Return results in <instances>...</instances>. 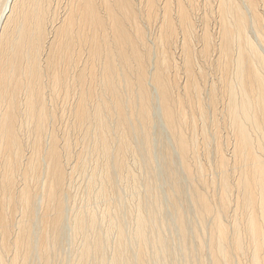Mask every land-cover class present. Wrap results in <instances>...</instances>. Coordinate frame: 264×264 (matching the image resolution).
Returning <instances> with one entry per match:
<instances>
[{"label": "bare ground", "instance_id": "obj_1", "mask_svg": "<svg viewBox=\"0 0 264 264\" xmlns=\"http://www.w3.org/2000/svg\"><path fill=\"white\" fill-rule=\"evenodd\" d=\"M0 264H264V0H0Z\"/></svg>", "mask_w": 264, "mask_h": 264}, {"label": "rangeland", "instance_id": "obj_2", "mask_svg": "<svg viewBox=\"0 0 264 264\" xmlns=\"http://www.w3.org/2000/svg\"><path fill=\"white\" fill-rule=\"evenodd\" d=\"M214 12H215V10H212L210 12V15H209L212 25L215 24V21L217 18V13L216 12L214 13ZM156 115H159V113L156 112ZM161 190L165 194V187L164 186L161 187ZM124 192H125V189H123V193ZM70 230H71V228L66 222L65 223V229H64V233H65L66 238H65V242L62 244V252H63L62 259L67 258L69 260V259H72V257H73V245L72 244L74 242H71V240H70Z\"/></svg>", "mask_w": 264, "mask_h": 264}]
</instances>
